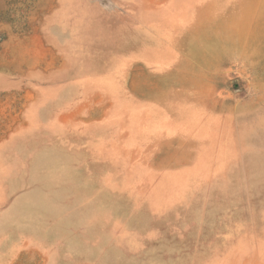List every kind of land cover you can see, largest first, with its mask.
<instances>
[{
  "label": "rangeland",
  "instance_id": "1",
  "mask_svg": "<svg viewBox=\"0 0 264 264\" xmlns=\"http://www.w3.org/2000/svg\"><path fill=\"white\" fill-rule=\"evenodd\" d=\"M71 32L79 60L122 50L103 76L75 73L112 106L96 97L63 117L85 131L72 153L94 158V213L79 211L94 215L76 239L99 243L98 264H264V0H0V59L27 40L52 68L60 57L44 43ZM189 93L254 110H208ZM56 118L0 110V142L28 133L25 151L52 167L71 154ZM30 251L24 264H43Z\"/></svg>",
  "mask_w": 264,
  "mask_h": 264
},
{
  "label": "crops",
  "instance_id": "2",
  "mask_svg": "<svg viewBox=\"0 0 264 264\" xmlns=\"http://www.w3.org/2000/svg\"><path fill=\"white\" fill-rule=\"evenodd\" d=\"M116 1L122 4V0ZM90 9L93 16L95 10ZM91 34L86 44L96 40L97 31L93 29ZM71 38L75 41L70 44L64 38L44 43L45 49L52 48L60 57L52 68L47 64L46 50L43 54L39 47L38 57L32 56V48L38 47L36 43L30 44L27 40L8 42L1 49L6 53L0 59V110H24V114L29 110H53L62 131L54 137L56 145L65 150L69 148L71 154L51 161V167L35 161L25 151L28 133L20 137L12 134L8 140L0 142V264H24L31 249L38 251L43 264L99 263V243L94 238L88 239L84 231L81 239H76L79 221L90 224L88 219L94 215L88 212L86 217L81 218L79 213H94L95 190L89 170L94 158L92 155L72 153L75 147H84L82 144L79 146V140L84 137L85 131L79 133V125L69 123L63 117L79 110L87 113L94 109L95 105H90L89 101L96 97L102 99V104H109V108L112 106L106 94L96 90L91 82L82 87L75 73L83 67L93 77L103 76L110 68L111 60L122 57V50L114 55L109 45H103L100 52L93 53L97 58L83 61L77 58L79 53L74 47L78 44L77 32H71ZM69 48H73L74 53L71 50L68 52ZM32 66L38 67V70L32 72ZM91 66L96 73L91 71ZM176 93L188 94L185 91ZM32 94L33 100L30 99ZM189 94L190 99L208 110H227L230 113L232 110H254L238 105L210 108L201 101L202 96Z\"/></svg>",
  "mask_w": 264,
  "mask_h": 264
}]
</instances>
